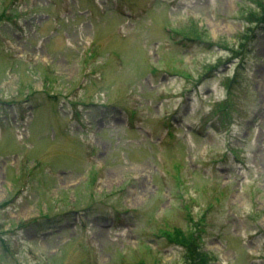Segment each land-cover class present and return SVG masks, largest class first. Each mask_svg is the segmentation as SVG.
<instances>
[{"label":"rangeland","instance_id":"rangeland-1","mask_svg":"<svg viewBox=\"0 0 264 264\" xmlns=\"http://www.w3.org/2000/svg\"><path fill=\"white\" fill-rule=\"evenodd\" d=\"M256 21L264 0H0V264H90L86 243L97 264H264ZM167 25L200 40L174 44ZM87 140L103 167L94 186ZM191 205L208 208L204 250ZM87 206L80 227L73 211Z\"/></svg>","mask_w":264,"mask_h":264},{"label":"trees","instance_id":"trees-1","mask_svg":"<svg viewBox=\"0 0 264 264\" xmlns=\"http://www.w3.org/2000/svg\"><path fill=\"white\" fill-rule=\"evenodd\" d=\"M199 38V37H198Z\"/></svg>","mask_w":264,"mask_h":264}]
</instances>
